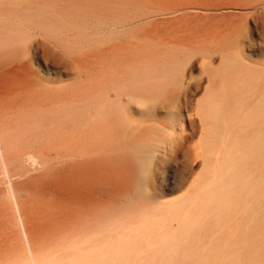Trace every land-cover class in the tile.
<instances>
[{"label": "rangeland", "instance_id": "rangeland-1", "mask_svg": "<svg viewBox=\"0 0 264 264\" xmlns=\"http://www.w3.org/2000/svg\"><path fill=\"white\" fill-rule=\"evenodd\" d=\"M11 1L13 4L18 3V5L24 7L32 2L28 6L32 10L31 17L37 16L38 13L46 17L47 15L52 16L51 19H48L50 16L47 17L51 30H47L44 36L38 35L36 28L28 24L27 29L30 30L28 33L32 42V50L29 56L23 57V55L15 52L13 48L0 47V53L4 52L0 54V112L6 114L0 116V124L2 125V120H4L11 132L14 130L12 140L17 146L22 142L34 143L28 146V149L21 146L15 152L19 156V166L23 172H20L18 176L13 174L11 181L14 189L17 188V190L15 189L17 199L18 195L20 196L18 203L37 264H45V262L46 264H70L76 260H81V258L83 260V256H92V254L94 264H109L108 262L112 261L118 262L114 264H147V262H140L133 257H127L122 262L115 261L112 254L115 249L122 247L124 243V245H127L129 242L127 239L131 235L138 233L134 231L138 229L137 227L141 221L151 222V219L153 221L158 217L162 221L152 227V236L158 237L163 233L176 234L181 239V244L176 247L178 250L176 256L164 257L161 255L156 260L148 262V264H264V227L262 225L264 221V165L262 167V179L255 186L258 201H249L250 205L262 206L263 211L258 212L257 207L244 210L238 208L233 212L234 214L232 213L221 220L204 222L199 229H196L197 226L195 225H188L186 230H183L178 223L164 215L165 208L174 202L176 203V201L183 200L187 190L203 175L206 165L202 153L197 150L195 144H197L201 135V126L196 108L199 103L198 99L202 97L203 86L207 85V78L202 69V57L195 55V53L200 48L212 49L210 50L212 52L216 49L236 52L253 70H264V0H189L190 2L224 5L227 8L208 17L201 15L162 16L154 19H132L129 9L143 5H161L166 2L177 3V0H55V2L54 0H0V15H6V17L0 16L1 33L4 30L3 25L16 23L19 19H22L20 16L22 12L18 11L11 14L10 10H8L10 13L6 11V3L10 5ZM115 9L117 10L115 11ZM120 9L122 16L119 15ZM124 10H126L125 13H123ZM65 11L68 14L64 13ZM74 12L75 14H73ZM80 13L82 14L79 15ZM116 19L127 22L121 27L113 28L110 22ZM100 23L103 24L101 31L98 28ZM242 27L244 28L242 29ZM233 35L235 38L231 37ZM140 45L145 47L156 45L158 50L167 51L169 49L168 51L173 54H178L179 51L191 52L192 58L190 59L191 62L187 63L188 66H185L187 69H184L183 75H185L180 88H176L173 94L165 93L155 100L157 103L156 120L158 124H163V121L167 122L170 119V115L167 110L168 107L161 104L166 102V99H170L171 95L178 94L180 98L175 102L179 105L171 108V110L176 114L174 115L176 123L177 120L181 119L184 124L182 139L170 143L171 147L169 143L166 145L156 142L154 139L156 133L153 132L154 122L141 124L140 120H146L145 115L135 114L132 116V119H135V122L133 121L129 125V130L133 131L132 139L137 142L149 138L156 145L155 153L150 154L141 167L138 168L133 160L130 161L131 164L128 162L133 158L122 153L120 149L111 147L100 149L97 147L91 126L84 125L82 121L78 122L76 111L84 108L89 100L94 99L97 74L102 72L103 79L106 80L108 75H113L115 68L121 66V70H124L127 64H130L131 58L138 56L137 52L143 47ZM234 45L236 46L234 47ZM106 57L109 58L106 59ZM211 62L214 66L219 64L217 53L212 55ZM121 63L123 64L121 65ZM190 63L198 66H192ZM109 64L110 66H108ZM97 67H99V70ZM111 67L112 69H110ZM197 69L198 71L195 72ZM187 84L191 85V88H187ZM87 94L93 95V98ZM45 104L50 107L46 109ZM52 105L64 107L71 119L69 123L64 125L62 132L57 133L55 137H50L51 141L45 137L46 140L39 138L38 140L34 139L37 141L33 142L31 139L22 137L21 130L25 126L28 117L35 111L36 113L46 112ZM21 106L23 109H20V111L19 107ZM13 107L14 109H12ZM15 111V114L19 112L20 114L15 115ZM21 115L23 119L20 117ZM10 116L11 118H9ZM17 117H19V121ZM18 125L20 126L18 127ZM87 128L91 131L90 133ZM76 129H79L78 132ZM16 134L21 139L16 137ZM66 139L69 141H66ZM77 141L82 144V146L81 144H79L80 146L77 145L78 148L80 147L79 149L76 147ZM40 142L42 143L40 144ZM68 143L69 145H67ZM63 144L66 146L63 147ZM54 145L55 148H53ZM85 148L92 153H89L90 156ZM26 149L34 150V153L38 151L36 154L41 158L42 167L40 164L31 163L24 156ZM48 149L52 150L49 151ZM73 149L76 150L73 151ZM72 152H76V154ZM82 153H84V156ZM71 155L73 157H70ZM74 155L76 156L74 157ZM102 155H106V157ZM25 158L27 159L25 160ZM123 159H125L124 164L126 167L122 165ZM217 162H221V155L217 156ZM130 171L134 175V179L132 177L131 181L129 180ZM213 175H215L213 178L216 180L218 175ZM5 180V177L3 180V175L0 173V264H31L28 260L29 257L26 256L27 253L25 254L27 250L24 241L21 239L19 226L16 224L17 221L15 223L14 220L16 216L14 218L15 214L7 193L8 182H5ZM6 189L7 191H5ZM157 204L160 207L157 208ZM152 206H154V209ZM113 226L115 227L113 228ZM110 239L112 240L110 241ZM215 240L218 241L219 245L214 243ZM252 241H254L255 248L259 249L260 252L244 262L243 259L246 258H243L245 250H248V253L251 254L248 247ZM103 247L106 252H104ZM101 248L103 250L100 251ZM233 256L236 257L231 260ZM129 258L132 259L129 260ZM249 260L250 262H248Z\"/></svg>", "mask_w": 264, "mask_h": 264}, {"label": "bare ground", "instance_id": "bare-ground-1", "mask_svg": "<svg viewBox=\"0 0 264 264\" xmlns=\"http://www.w3.org/2000/svg\"><path fill=\"white\" fill-rule=\"evenodd\" d=\"M250 1H249V3H250ZM54 2H55V0H54ZM30 3H32V2H29V4ZM45 3L47 4V2H45ZM51 3H53V1H51ZM29 4H28V6H29ZM37 4L39 5L40 3H37ZM6 6H7V7H5L6 11L9 12L8 10H10V12H12L11 14H15L18 11L22 12L20 15L22 19L21 20L19 19L16 23L12 22V23H7V24L3 25L4 30L2 33L0 32V36H1L0 47L5 48V49L13 48V50L15 52L19 53L20 55H23V57H27L30 55V52L32 50V45H31L32 42L30 41V35L28 33L30 30H29V28L27 29V27L29 26L28 24H31V26L36 28L35 30L37 31L38 35L44 36L46 34L47 30H51L50 23H49V21H47V17L50 15H47V17H46L43 14L38 13L37 16L31 17L30 13L32 12V10L30 7L20 6V5H18V3L13 4L12 1H11L10 5L6 3ZM10 6H11V8H10ZM56 6H59V5H56ZM152 8L153 7L150 8L148 5H143L140 7H133L131 9H129V14H130V17L132 19H138V18H147L148 17L147 15H151V16H171L172 15L173 16L176 13L186 11L185 13L190 14L191 16H200L201 15V16L208 17L210 15L217 14V12H220V11L226 9L227 6L214 5L211 3H203V2H200V3L189 2L187 5H184V6H181L178 8H173V9L163 8V9L156 10V9H152ZM50 9H51V7H50ZM71 9H72V7H71ZM2 10H4V8H2ZM116 10L117 9H115V11ZM66 11L64 13H67ZM68 11L70 12V10H68ZM76 11H78V10H76ZM234 11L236 12V10H234ZM125 12H126V10L123 11V13H125ZM58 13H60V12H58ZM242 13H244V12H242ZM73 14H75V12ZM81 14L82 13H80L79 15H81ZM70 15H68V16H70ZM119 15L122 16L121 15V9H120ZM3 17H6V15ZM12 17H15V16H12ZM51 17L52 16H50V18H48V19H51ZM248 17H249V15H248ZM164 18H166V17H164ZM16 19H18V18H16ZM150 19H152V18H150ZM126 22L127 21H125V20H123L121 22L119 19H116V20H112L110 22V25L113 28H117V27L123 26V24ZM0 24H2V23H0ZM128 27H130V26H128ZM98 28L101 31L103 28V24H101V23L98 24ZM243 28L244 27H242V29ZM245 31H246V29H245ZM32 32H33V30H32ZM246 33H247V31H246ZM111 35H113V34H111ZM231 37H234V35ZM226 39H228V38H226ZM142 41H143V39H142ZM238 41H239V39H238ZM107 42H108V40H107ZM103 44H105V43H103ZM145 44H147V43H145ZM138 45H136V46H138ZM230 45H228V46H230ZM140 46H143V45H140ZM147 46H148V44H147ZM235 46L236 45H234V47ZM158 47H159V45H158ZM216 47H218V46L216 45ZM102 48H103V46H102ZM225 48H227V47H225ZM159 49H160V47H159ZM168 50L167 51H164L161 49L158 50L156 45L155 46L152 45L149 47L143 46L140 49V51L137 52L138 56H135L133 59L131 58L130 64H127V66L125 67L124 70H121V68H120L121 66H119L120 65L119 64L118 65L119 67L115 68L116 69L115 72L113 71L114 72L113 75H108L106 77V80L103 79L102 72H99V74H97L98 77H97V83H96V90L94 89L95 90V96H93L91 94H89V95L87 94L88 96H90V95H91V97L93 96L94 99L89 100L87 102V104H85L86 106L84 108L77 109V111H76V116L78 118V122L82 121L84 123V125H87L88 127L91 126V128L93 130L92 132H94V135L96 138L95 142H97V147H99L100 149H105V148H109V147L114 148V149L118 148V150L120 149L122 151V153H125V154L131 156V158H133V159L128 158V159H131L128 162L133 160V162L136 163L138 168L141 167L144 160L150 154L155 153L156 145L153 144L152 140H150L149 138L141 139L140 141H137V142L132 139L133 138V131L129 130V125L135 120V119H132V116H134L135 114L145 115L146 120H143V121L140 120L141 124L144 122L145 123L146 122H154V125L153 124L152 125H153V132L156 133L154 135L155 136L154 139L156 142L163 143V144L167 145V143L170 144L173 141H176V140L179 141L183 137L182 133H183V129H184V127H183L184 124H183L181 119L177 120V123H176V120L174 119L175 118L174 115H176V114H174V112H172L173 110H171V108H173V107L175 108V106L179 105L178 103L175 102L176 100H179V98H180V97H178V94H174L175 96L171 95V97H169L170 99H166V102L161 104V105H165L168 107L167 110H168V113L170 115V119L167 122L163 121V124H158V122L156 120V113H157L156 105H157V103L155 102V100H157V98H159L161 95H163L165 93H172V94L174 93L176 86L177 87L180 86L181 80L184 78L185 74L183 75V72H184V69L186 68L185 66L187 65V63L192 58L191 52L184 53L185 51L184 52L179 51L178 54H173L172 52H169ZM210 50H212V49H210ZM210 50H208L207 48H200V49H197V51L195 53V55H200L202 57V69L208 78V83L206 86L204 85L205 87L201 84L203 86L202 97H200L198 99L199 103H198L197 108H196V114H197L198 121H199L200 126H201L200 127L201 135L197 141V144H195V145H196L197 150H199L202 153L201 155L203 157L204 163L206 164L205 170H204V173L201 176V178L196 183H194L189 188V190H187L186 194H184L185 197L183 195V197H184L183 200L178 201V202L176 201V203L174 202L173 204L169 205L167 208L164 209V215H167L170 220H173L176 223H178V225L183 230H186L188 225H195V226H197L196 229H199V227H201L204 222H207L210 220H221V219L225 218L226 216L235 212L238 208H241L240 210H244V209H249L251 207H253V209H255L257 207L258 212L263 211L262 206L258 207V206H255V204L250 205L249 201H252V200L258 201L257 197H256V193H255V186L262 179V167L264 165V70H253L249 65H247L243 61L240 54H238L236 52L222 51L220 49H216L214 52H212ZM1 53H4V52H1ZM215 53H217V55L219 57V64L216 66H214L211 62V57ZM98 54H100V53L98 52ZM214 56H216V55H214ZM95 57H96V55H95ZM107 58H109V57H106V59ZM93 61H95V60H93ZM125 61H127V60H125ZM118 62H119V59H118ZM198 62H196V63H198ZM192 63L194 64V62H192ZM101 64H102V62H101ZM122 64L123 63H121V65ZM97 66H99V65H97ZM108 66H110V64ZM192 66H198V65H192ZM99 67H97L98 70H99ZM11 69H12V67H11ZM13 69H16V68H13ZM110 69H112V67ZM3 70H5V69H3ZM77 71H78V69H77ZM105 71H106V69H105ZM189 71H185V72L190 73ZM197 71H198V69L195 72H197ZM96 72H97V70H96ZM191 73H193V72H191ZM79 74H81V73H79ZM186 75H188V74H186ZM104 76H105V74H104ZM185 78H187V77H185ZM94 81H96V80H94ZM204 82H205V80H204ZM205 84H206V82H205ZM90 92H92V91H90ZM87 95H86V97H87ZM81 97H83V96H81ZM91 97H89V98H91ZM80 99H78V100H80ZM84 99H85V97H84ZM78 100H77V102H78ZM57 102H59V101H57ZM69 102H70V100H69ZM29 103H30V101H29ZM50 103H52V102H50ZM192 103H193V101H192ZM184 104H185V102H184ZM60 105H57V106L52 105V107L46 112L43 111L41 113H36V111L35 112L33 111L34 113L28 117L27 121H25V124H24L25 126L21 130L22 135L21 134H19V135H21L24 138L31 139L33 142L37 141L39 138H42V139L44 138L45 140H46V138H48L51 141L50 137H53V136L55 137V136H57V133H61L64 125L66 123H69V121L71 120L69 118L68 113L66 112V109ZM68 105H69V103H68ZM74 105H75V103H74ZM39 106L42 107L41 105H39ZM45 106H46V104H45ZM28 107H29V105H28ZM49 107L46 106V109ZM32 108H34V107H32ZM12 109H14V107ZM20 109H23V107L22 106L19 107V110ZM39 109H41V108H39ZM10 111H12V110H10ZM30 111H31V109H30ZM165 112H167V111H165ZM10 113H8V114H10ZM15 113H16V111L14 112V114ZM192 113L194 114V112H192ZM3 114H5V112L1 113L0 116ZM17 114H20V112ZM17 114H15V115H17ZM177 114L179 115V113H177ZM11 116L9 118H11ZM20 117H22V115ZM193 117H194V115H193ZM14 118H16V117H14ZM24 118H25V116H24ZM17 119L19 121V117H17ZM22 119H23V117H22ZM0 122H1V120H0ZM72 122H73V120H72ZM6 124H5L4 120H2V125L0 124L2 126V127L0 126V173H1V175H3V180L5 177V179H6L5 182L6 181L8 182V184L6 183L8 186L7 187L8 191H7V189L5 191H7L9 200L11 201V202L10 201L9 202L11 203V205L13 207L12 208L14 211L13 213L15 214L14 218L16 216V219H14V220H15V223L17 221L16 224L19 227L18 226H16V227H18L20 229V233H21V237H22L21 239L24 241L23 243L25 244V247L27 250V252L25 251V254L27 253L26 256L29 257V259H28V257H27V259L30 261L31 264H37L36 258L34 257L33 251L31 249L32 246L30 245V241H29L28 235L26 233L27 229H25L23 217H22V214L20 211V207H19V203H18L20 196L18 195V199H17V195H16L17 188L15 187L16 190L14 189L13 183L11 181L13 174L18 176V174L20 172H23V170L22 171L20 170L19 156L16 155L15 152L18 151L17 149L21 146L22 147L25 146L24 148L27 147V149H28L29 148L28 146H31V144L33 145L34 143L21 141L22 144L20 143L19 146L14 144V142L12 140V132L14 130L12 129L13 131L11 132V129ZM13 124H15V123H13ZM84 125H83V127H84ZM19 126L20 125H18V127ZM15 127H13V128H15ZM87 129L89 130V128H87ZM78 130H77V132H78ZM70 132H72V131H70ZM77 132H76V134H77ZM88 132L90 133L91 131L89 130ZM134 133H137V132H134ZM91 134L93 135V133H91ZM187 134L189 135V133H187ZM13 136H15V135H13ZM185 136H186V134H185ZM16 137H18V135ZM71 137H73V136H71ZM18 138H20V136ZM92 138H94V136H92ZM17 139H15V140H17ZM20 139H19V141H20ZM34 139H37V140H34ZM67 140L68 139H66V141ZM70 140H71V138H70ZM72 140H74V139H72ZM93 140H95V139H93ZM93 140H92V142H94ZM53 141H55V139H53ZM58 141H59V139H58ZM41 143L42 142H40V144ZM58 144H60V143H58ZM79 144H81V143L78 142L76 144V147ZM55 145H57V144L55 143ZM55 145H54V147L53 146L52 147L55 148ZM67 145H69V143ZM166 145H164V146H166ZM36 146H38V145H36ZM64 146H66V145L63 144V147ZM81 146H82V144H81ZM46 147H48V146H46ZM170 147H171V144H170ZM69 148L71 149V146ZM69 148H67V149H69ZM34 149H36V148H34ZM86 149L87 148H85V151H87V153L89 154L90 152H88V149L87 150ZM30 150L25 151L24 156H26L31 163H33L35 165L40 164V166H41V163H40V162H42L41 158L36 154L38 151L36 153H34L33 152L34 150L33 151H30ZM48 150L50 151L52 149H48ZM75 150L73 149V151H75ZM118 150H116V151H118ZM42 151H44V150H42ZM96 151H95V153H96ZM46 152H47V150H46ZM67 152H66V154L68 155ZM92 152H93V150H92ZM48 153H51V152H48ZM87 153H85V154H87ZM103 153H106V152H103ZM73 154H76V152ZM83 154L84 153H82V155ZM90 154H92V153H90ZM90 154H89V156H90ZM218 155H221V162H217V156ZM46 156H47V154H46ZM75 156L76 155H74V157ZM102 156L106 157V155H102ZM107 156H108V154H107ZM70 157H73V156L71 155ZM27 158H25V160ZM77 158H79V157H77ZM80 158H82V157H80ZM85 158H86V156H85ZM88 158H90V157H88ZM102 158L104 159V157H102ZM154 158H156V157H154ZM42 159H43V157H42ZM97 159H99V158H97ZM107 159L109 160V156ZM22 160H21V162H22ZM118 160H120V159H118ZM118 162L120 163V161H118ZM128 162H126V163H128ZM124 163H125V159H123V164H122L125 166ZM130 164H131V162H130ZM128 165H127V167H128ZM130 169H131V167H130ZM125 174H126V172H125ZM127 174H129V173L127 172ZM130 174H131V176H130L131 178L129 177V175H128V177H129V180L131 181V179L134 175H132L131 171H130ZM213 174L218 175V177L216 176L217 177L216 180H214L213 177H215V175H213ZM19 177H20V175H19ZM133 179H134V177H133ZM132 184H134V183L132 182ZM186 187H187V185H186ZM260 188H261V186H260ZM256 189H259V188H256ZM260 191H261V189H260ZM149 194H151V193H149ZM154 200H155V198H154ZM179 200H180V198H179ZM154 206H152L153 209H154ZM158 207H160V206L157 204V208ZM159 211H160V209H159ZM161 221H162V219H159V217H158V219H154L153 221L151 219V222H149L147 220L141 221V222L139 221L140 223H139V226L137 227L138 229L136 231H134V232H138V233L131 235L127 239V240H129L127 245H124L125 244L124 243L122 247H118V249H115V251L113 252L112 255H113L115 261L122 262V261H125L127 257H133L134 259H137L140 262H147V264H148V262H152L153 260H156L158 258V256H161V255H163L164 257L165 256H168V257L176 256V254L178 252L176 247H178L181 244V239L176 234L163 233L162 235H159L158 237L152 236V232H153L152 227L156 223H160ZM208 225H209V223H208ZM262 225L264 227V221H263ZM262 225H261V227H262ZM114 227L115 226H113V228ZM256 227H257V225H256ZM261 227L259 228L260 230H261ZM127 228H128V226H127ZM28 230H30V229H28ZM124 230H126V229H124ZM173 231L176 232L175 230H173ZM186 233H188V232H186ZM263 233H264V231H263ZM120 234H122V232H120ZM116 235H117V233H116ZM82 236H83V234H82ZM192 236H193V234H192ZM259 236H261V235H259ZM257 238H255V239H257ZM112 239H110V241ZM188 239H189V237H188ZM217 240H215L216 241V242H214L215 244H218ZM257 245H258V243H257ZM257 245H256V247H257ZM117 246H116V248H117ZM105 248H106V245H105ZM245 248H247V247H245ZM248 248L250 249L251 254L248 253V250H245V252H244L245 256H243V258L244 257H246V258L243 259L244 262L248 258L255 256L257 253L260 252L259 249L255 248L254 241L251 242V244ZM103 249H104V247H103ZM103 249L101 248L100 251ZM182 249L184 250L183 247H182ZM79 252H80V250H79ZM104 252H106V250ZM85 253H86V251H85ZM94 254H96V253H94ZM100 255H102V254H100ZM92 256H93V254H92ZM92 256H90V255L83 256V260L81 258V260H76L70 264H94L92 262ZM95 256H97V255H95ZM234 257H236V256H233L231 258V260H234ZM238 258H240V257H238ZM130 259H132V258H129V260ZM50 262H52V261H50ZM248 262H250V260ZM56 263H58V262H56ZM108 263L114 264V263H118V262L112 261V262H108ZM45 264H46V262H45ZM119 264H121V263H119Z\"/></svg>", "mask_w": 264, "mask_h": 264}, {"label": "crops", "instance_id": "crops-1", "mask_svg": "<svg viewBox=\"0 0 264 264\" xmlns=\"http://www.w3.org/2000/svg\"><path fill=\"white\" fill-rule=\"evenodd\" d=\"M190 1L189 0H177V3H169V2H166V3H163L161 5H148L150 8L153 7L152 9H156V10H159V9H173V8H178V7H181V6H184V5H187ZM193 5V4H192ZM186 11H183V12H179V13H176L174 14L173 16H168V17H184V16H191L190 14H187L185 13ZM148 17L147 18H155V17H162V16H151V15H147ZM211 16V15H210ZM184 73V72H183ZM204 75L206 76L207 78V75L204 73ZM207 83H208V78H207ZM182 82V80H181ZM182 84V83H181ZM180 84V86H181ZM180 86H176V88H180ZM187 88H191V85L187 84L186 86ZM192 87H194V85H192ZM175 88V89H176Z\"/></svg>", "mask_w": 264, "mask_h": 264}]
</instances>
